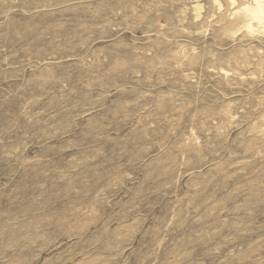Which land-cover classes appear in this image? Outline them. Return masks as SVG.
I'll use <instances>...</instances> for the list:
<instances>
[{"label": "rangeland", "instance_id": "rangeland-1", "mask_svg": "<svg viewBox=\"0 0 264 264\" xmlns=\"http://www.w3.org/2000/svg\"><path fill=\"white\" fill-rule=\"evenodd\" d=\"M258 1L0 0V264H264Z\"/></svg>", "mask_w": 264, "mask_h": 264}, {"label": "bare ground", "instance_id": "bare-ground-1", "mask_svg": "<svg viewBox=\"0 0 264 264\" xmlns=\"http://www.w3.org/2000/svg\"><path fill=\"white\" fill-rule=\"evenodd\" d=\"M255 1H258V0H255ZM257 3V2H256ZM255 3V4H256ZM254 4V5H255ZM257 8L259 9V13H260V15H259V18L261 19V21H264V5H262V3H260V1H258V3H257ZM252 13V12H251ZM258 16V15H257ZM256 16V17H257ZM252 18H254L253 16H252ZM258 18V19H259ZM260 25V24H259ZM261 25H263V22L261 23ZM263 27V26H262Z\"/></svg>", "mask_w": 264, "mask_h": 264}]
</instances>
